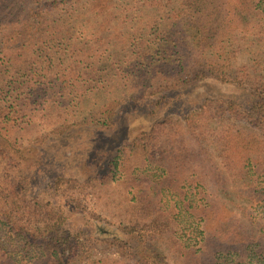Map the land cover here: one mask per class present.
Masks as SVG:
<instances>
[{
    "label": "trees",
    "instance_id": "16d2710c",
    "mask_svg": "<svg viewBox=\"0 0 264 264\" xmlns=\"http://www.w3.org/2000/svg\"><path fill=\"white\" fill-rule=\"evenodd\" d=\"M0 264H264V0H0Z\"/></svg>",
    "mask_w": 264,
    "mask_h": 264
},
{
    "label": "rangeland",
    "instance_id": "374dc122",
    "mask_svg": "<svg viewBox=\"0 0 264 264\" xmlns=\"http://www.w3.org/2000/svg\"><path fill=\"white\" fill-rule=\"evenodd\" d=\"M192 93L197 96H219V95H232L234 97H240L241 99H244L246 97L247 92H243L235 87H226L221 84H216L213 82H205L198 86H195L192 88ZM134 117H137V114L135 116L131 113H127L122 121V125L132 122ZM206 146L212 153L213 157L220 161L218 157V152L216 150V147L212 141L211 138L206 140ZM95 197L97 199V205L98 208L105 212V213H114L117 211V205L116 201L118 199V192L113 191L112 189L108 190L107 188H98L95 190Z\"/></svg>",
    "mask_w": 264,
    "mask_h": 264
}]
</instances>
